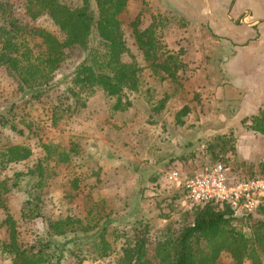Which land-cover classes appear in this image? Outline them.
Segmentation results:
<instances>
[{
  "label": "rangeland",
  "instance_id": "obj_1",
  "mask_svg": "<svg viewBox=\"0 0 264 264\" xmlns=\"http://www.w3.org/2000/svg\"><path fill=\"white\" fill-rule=\"evenodd\" d=\"M11 1L16 15L23 22L46 26L62 37V33L45 17L32 21L26 14L24 0ZM206 1L213 0H169L171 9L162 0H130L128 11L122 18L131 50L141 59L131 22L140 16L139 27L145 29L155 20L166 52L177 55L185 67L178 71V78L174 81H162L146 70L145 83L139 92L130 93L132 105L126 110H115L113 99L103 91H97L85 109L67 114L55 124L52 119L54 107L67 104V100L61 97L64 87L59 85L39 99L28 101V98H22L15 79L5 69H0V111L5 110L7 115L8 106L14 102V111L9 116L23 130V133H15L0 124V143L26 144L33 149L29 159L11 164L0 174V178H4L5 175L14 177L16 172H23L19 178L20 186L6 196L10 211L18 220L22 242L37 243L47 237L48 219L82 214L87 204L93 205L99 199L105 201L107 210L113 209L110 212L114 221L112 228L129 231L136 225H145L151 239L168 221L181 218L186 209L182 204L184 190L170 178V174L178 171L184 178L213 163L215 159L208 152L207 144L214 137L199 136L200 128L221 126L225 122L223 115L231 108L234 114L237 110L235 102L231 106L225 101L226 94L215 97L214 90L221 71L216 62L218 56H222L223 40L211 35L201 25L183 23L185 17L181 14L197 22L203 18ZM227 25V28L220 26L219 30L226 33L229 28H238ZM247 55L230 64L229 71L234 77L243 75L247 70L245 67L255 62V54ZM79 58V54L73 55L64 72L72 70ZM218 59L226 71L230 55ZM62 76L59 72L55 81L61 80ZM221 82L219 79V84ZM161 101H164V106L156 110ZM240 106L239 103L238 108ZM183 108L188 110L187 114L179 113ZM179 115L183 124L178 121ZM251 118L240 121L228 134L235 138V150L225 158L232 171L244 178L251 174L243 166L237 170L239 164L253 166L256 176H261L260 171L264 175V137L250 129ZM49 142L62 146L76 144L77 163L75 160L71 167L64 165L60 168L46 188L42 216L26 220L22 216V207L34 178L24 174L44 155L41 144ZM75 177L81 179L80 189H75L70 195ZM88 192L92 193V198L85 196ZM4 218L5 213L0 208V224ZM245 230L250 231L249 228ZM6 237L5 227L0 226V244ZM120 244L121 241L110 257L78 262L67 253L62 264H111L118 255ZM222 260L224 264H234L226 253ZM0 264L14 263L0 250Z\"/></svg>",
  "mask_w": 264,
  "mask_h": 264
},
{
  "label": "trees",
  "instance_id": "obj_2",
  "mask_svg": "<svg viewBox=\"0 0 264 264\" xmlns=\"http://www.w3.org/2000/svg\"><path fill=\"white\" fill-rule=\"evenodd\" d=\"M129 3L130 0H24L31 20L45 17L62 33L59 37L46 26L23 22L11 0H0V69L15 79L22 98L28 101L39 99L62 85L61 97L67 104L54 107L55 124L67 114L85 109L97 91L113 99L115 110H126L132 105L130 93L139 92L145 83L146 70L162 81H174L178 71L185 67L177 55L166 52L155 20L145 29L139 27L140 16L131 22L141 59L131 50L122 18ZM184 22L189 21L185 18ZM76 54L80 55L78 62L72 70L64 72L66 63ZM59 72L63 76L56 82ZM11 105L7 115L5 110L0 111V124L15 133H23L10 119L16 104ZM163 106L161 101L155 109ZM179 113L187 114L188 110L183 108ZM178 121L183 124L180 115ZM250 128L264 137V107L252 117ZM41 146L44 155L24 174L34 178L22 207L26 220L42 216L50 181L61 167H71L78 159L76 144L62 146L49 142ZM207 148L215 159L211 164L221 162L230 166L225 158L230 151L234 152L235 138L217 135L208 142ZM32 155L29 145L0 143V174L11 164ZM242 166L251 174L248 178L257 177L249 164H239L236 169ZM260 174L264 176L262 171ZM22 175L23 172H16L14 177L0 178V208L5 213L0 226L7 231L0 250L14 264H62L67 253L78 262L96 261L112 256L120 241L118 255L111 264H224L225 253L234 264L264 263V201L250 214L237 213L228 205L210 203L186 208L180 219L168 221L151 239L145 225H136L129 231L112 228L114 221L110 212L113 209L107 210L105 201L99 199L93 205L87 204L82 214L48 219L47 237L25 244L21 241L18 220L6 201L7 194L20 186ZM80 181V177L74 178L70 195L80 189ZM85 196L92 198L93 195L88 192Z\"/></svg>",
  "mask_w": 264,
  "mask_h": 264
},
{
  "label": "crops",
  "instance_id": "obj_3",
  "mask_svg": "<svg viewBox=\"0 0 264 264\" xmlns=\"http://www.w3.org/2000/svg\"><path fill=\"white\" fill-rule=\"evenodd\" d=\"M162 1L172 9L169 0ZM203 11V18H200L198 22L190 20L186 14L181 15L189 23L201 25L209 30L211 35L223 40H221L222 56H218V58L222 57L223 59L224 56L230 55V59L226 63L225 71L219 62L220 59L217 58L216 63L221 67V74L218 73V84L214 90L215 97L219 98L226 94L225 101L231 106L235 102V106H237L235 114L231 108V111H227L223 115L222 119L225 122L221 126L205 125L208 128H200L199 136L211 138L232 133V128L237 127L236 125L240 121L255 116L264 107V0L206 1ZM227 23L238 28L235 30L229 28V33L219 30L220 26L227 28ZM250 53L255 54V62L245 67L247 70L243 75L234 77L229 71L230 64L243 55L248 57L247 54ZM249 70L252 71V74L249 73ZM219 79L222 81L220 84ZM239 98H242L241 101ZM239 103L241 106L238 108Z\"/></svg>",
  "mask_w": 264,
  "mask_h": 264
},
{
  "label": "built area",
  "instance_id": "obj_4",
  "mask_svg": "<svg viewBox=\"0 0 264 264\" xmlns=\"http://www.w3.org/2000/svg\"><path fill=\"white\" fill-rule=\"evenodd\" d=\"M170 178L183 187L186 208L206 204L228 205L237 213L250 214L264 201V176L244 178L218 162L182 178L173 171Z\"/></svg>",
  "mask_w": 264,
  "mask_h": 264
}]
</instances>
